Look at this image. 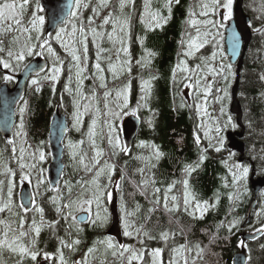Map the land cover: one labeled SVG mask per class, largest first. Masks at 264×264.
<instances>
[{"label": "snow or ice", "instance_id": "6c2138e0", "mask_svg": "<svg viewBox=\"0 0 264 264\" xmlns=\"http://www.w3.org/2000/svg\"><path fill=\"white\" fill-rule=\"evenodd\" d=\"M180 0H163L158 3V0H73L68 5L69 11L66 16L62 17L60 23L57 25V30L54 34V39L59 43L60 47L68 53L71 58L68 67V84L65 85V91L72 94L70 85L73 82L71 73L75 70L76 94L81 99H89L83 92L84 80L90 77L85 76L88 70L86 61L89 59V43L95 45V63L93 65L95 72L91 78H98L99 87L107 89L106 77L104 75L105 68L102 67V61H107V71L112 74L113 80L119 79L121 76H131L133 71V61L135 67L140 73L139 90L140 97L137 101L136 108L132 110L135 115L137 110L141 107L148 108L149 101L152 97L153 82L158 79L156 75L152 74V59L157 55L156 52L145 47L146 34L149 31H156L163 29L172 17L173 5H178ZM200 9L199 12L196 9ZM234 0H197L196 5L190 6L185 21L192 31H185L184 35L187 39L180 40V47L183 49L178 54V63L172 69L173 83L179 84L182 88L190 89L192 91L193 100L195 102L196 110L203 115H208L207 107L208 98L213 94V88L217 84V77L221 79L224 87H216V93L213 99L220 103V116H226V120L221 125L219 117L215 119V138H209L207 148L201 149L199 159L194 164L184 166V178L181 180H174L169 183L160 181L163 187L156 186L158 181L153 173L147 179H144V173L147 170L151 171L156 167L152 161H159L164 155L158 146L155 144H147L145 141L140 142V147H151L153 149L151 155L140 156V159L145 162L144 167L138 168L136 171L142 177L141 180L136 181L128 178V182L136 190L130 195L135 196L139 192L141 196L146 199L151 195L150 203L153 205L148 211V215L140 217L138 214L141 211L139 203L133 202L131 210H129L128 203L124 200L121 194V212L123 216V235L129 238H135L140 245L136 247L131 244L119 243L114 240L112 236H107L104 239H98L93 242L92 246L88 247L86 254L81 256L79 261H71L65 258L64 249L75 253L79 251V245L82 243L80 238L84 229L83 224L95 228H104L108 223V210L104 207V201L111 200L112 194L106 185L99 183L101 175H107L109 184L112 182V176L116 173V166L105 162L104 167L97 168L100 164V157L103 152L96 146L97 136V120L93 119L89 126L87 137L91 146L95 149V156L91 163L86 162V154H81L78 150L81 145L85 143L80 140L77 143L69 141L68 148L71 149V158L75 161L77 168L83 167L85 172L93 173L94 178L90 181L94 187L89 188L87 182L76 181L79 185L80 191H74V185L71 181L64 182L63 193L59 186L49 188V181L44 176L45 169L38 167L36 161L43 162L46 159V153L42 149L27 152V156L31 158L32 162L25 161L26 149L21 146L19 149L18 165L19 175L11 167L4 164V171L0 173L3 178H0V214H4L5 218H0V264H5L6 260H11L13 264H24L27 259L32 264H43L48 260L53 259V254L43 250L39 246V237L41 232L47 228L52 237L58 242L56 253L59 259V264H110L109 257L112 258L111 264H133L134 261L139 264H165L163 259L164 248L155 247L150 250L145 247V240H161L165 244L176 235L185 237V243L172 248L170 251L176 256L183 259L184 264H189L188 253H195L192 264H196L197 260H202L206 249H210L218 239V233H211L209 235L208 245L202 246L201 243L189 246L187 241V233L185 227L180 225L179 219H173L172 216L178 212L183 211L192 220L203 219L204 215L210 208H215V203L209 201H200L196 194L191 189L189 178L203 164L206 159L205 153L208 148H212L215 152H221L224 149L225 138L222 135L224 129L229 126L235 128L232 116L225 113V101L229 98L227 86L232 77L235 76L233 72V65L229 62L222 63L223 53L218 51L220 45L217 44V51H212L211 56L200 55L197 53L204 49L206 45L215 42L216 38L220 36L219 29L226 27L223 21H230L233 19ZM44 9L41 7L39 0H0V53H6V57L0 56V65L3 69L16 72L21 65L29 72L36 71L38 78H31L30 83L35 87V91H40L41 80L53 82V92H55L54 84L59 81L61 73L64 71V60L52 47L51 40L53 33L49 32L47 36L44 33L45 16L41 13ZM260 13L257 17L261 21V26L255 28L258 33L264 34V0H261L260 5L256 9ZM85 13H90L85 15ZM221 17V22L218 24L215 19H197V17L216 16ZM134 21H138L141 25L145 35H133ZM251 26V25H249ZM213 29L216 31L213 32ZM35 33V35H33ZM43 38V39H42ZM233 55H235L239 48V38L233 32ZM7 42V43H6ZM139 44L143 49V54L138 58L132 56L131 48L133 43ZM107 45L105 47L104 45ZM47 53L52 58V67L49 73L40 77V72L44 71L41 67L36 70L28 64H24L29 57L44 56ZM218 57L220 62H218ZM188 59L195 62L189 66ZM144 73H147L145 78ZM178 73L180 75L179 79ZM212 77V79H209ZM0 79L10 82L14 79L13 75L5 74L0 76ZM264 80V74L260 76ZM131 79L127 80L123 87L115 91L117 99L123 97V103L118 105L120 111H113L109 109V114L113 118L119 117L124 109L128 108V98L131 89ZM112 96V91L106 90L103 97L107 100ZM96 97L95 88L92 89V99ZM23 99V98H22ZM77 108L74 114V127L79 131L82 124L81 117L83 113L80 112V101L74 100ZM182 107L185 105H181ZM85 112L88 111L89 105L85 104ZM107 107V105H105ZM29 111L28 101H23V106L20 107V122L19 128L14 135L21 138V144L25 143L24 137L27 133L25 129V114ZM151 111V109H149ZM99 112V109H97ZM149 126H153L152 120H148ZM199 125L198 127H202ZM109 134L107 142L112 148V155H117L119 151L128 153L127 145H122L119 137L115 134L113 129L115 125L109 123ZM260 135L264 136V132ZM205 137L208 133L205 132ZM212 139L216 143H212ZM197 146L201 144V138L197 134L195 136ZM8 144H15L14 140H9ZM15 154L17 149L15 146L11 149ZM233 154L229 153L231 157ZM261 158L264 159V147L260 149ZM255 158V157H254ZM227 166V161H224ZM96 169L95 171H93ZM235 169V170H233ZM36 172L35 180V194L29 195L30 203L28 205L20 202L17 204L14 197V189L19 183L27 181L32 182V171ZM231 173L233 183H239L240 180L247 178L249 174V167L242 163H234L228 167ZM126 173L123 171L120 174V182L126 178ZM120 182L116 183L117 190H121ZM177 184L181 186L179 195L173 194ZM41 185L45 186L46 191H55L56 195L49 196L48 202L54 206L55 217L51 220H46L45 209L37 203L36 195L39 194ZM227 186V185H225ZM152 187L149 193L148 189ZM6 189V192H5ZM122 192V190H121ZM232 198L231 196L229 197ZM218 197L216 203H218ZM93 207L95 210H93ZM18 209V210H17ZM163 209L169 215L168 223L170 225L176 224L179 232L164 229L159 232L158 236L152 235L146 229V225L151 221L152 214ZM34 212L39 214V219L35 215L29 217L27 213ZM75 213H84V215H77ZM63 221V224H62ZM139 221V222H138ZM239 224L238 220H232L228 223L227 230L232 232ZM15 225V226H14ZM224 226L223 222L218 226ZM191 226L187 228V232H191ZM60 231L64 232L61 236ZM256 231H261L257 229ZM65 236L68 238L65 239ZM143 237V238H141ZM241 247L247 248L243 240L239 241ZM264 247V245H262ZM7 254V255H6ZM148 259H145V257ZM216 255V253H213ZM91 257V259H89ZM247 259H251L247 256ZM167 264H179L175 259L168 260Z\"/></svg>", "mask_w": 264, "mask_h": 264}, {"label": "trees", "instance_id": "16d2710c", "mask_svg": "<svg viewBox=\"0 0 264 264\" xmlns=\"http://www.w3.org/2000/svg\"><path fill=\"white\" fill-rule=\"evenodd\" d=\"M137 2L139 3V0H137ZM162 2L163 0H158V3ZM196 3L197 0H180L178 5H173L172 17L169 23L165 25L163 29L147 32L145 47L157 53L155 58L152 59V74L158 77V79L153 82L154 87L151 100L149 101V107H141L139 110H137L138 116L142 120V127L133 147L128 153L117 150L118 154L112 155V148L108 145L110 156L117 165L116 173L112 176L111 184L108 183L107 177L101 178L99 183L101 185H106L108 190L111 191V188L114 187L115 183L120 182L121 172L123 171L126 173L127 175L125 180L120 182L122 192L121 190L116 189L118 204L120 207L121 194H123L124 200L128 203L129 210H131L134 201L139 203L141 206V211L138 215L140 217L148 215L147 210L153 206L150 203L152 200L151 195H149L147 199L144 196H141L139 192H136L135 196L130 195V193H133L136 190L128 182V178L130 177L136 181L141 180L142 177L137 173L136 170L140 167H144L145 164L144 161L137 159V157L149 156L153 151L151 147H140V142L145 141L149 145L155 144L164 154L159 161H152L156 164V167L152 168L151 171L146 169L143 176L144 179H147L154 173L155 178L158 181L156 186L163 187V185L159 183L160 181H163L166 184L174 180L178 181L183 179L184 166L197 162L201 154V149L207 148L209 144V138H212L211 136L206 138L201 130V127H198L202 124L204 117L202 113L198 114L195 107V102L193 100V95L190 94L189 96V94L186 93L187 90L185 88H182L177 83H173L172 80V69L178 63V54L183 51L179 42L182 38L187 39V37L184 35L186 30L192 31L193 34H195L194 30L190 29L185 21L188 19L187 13L190 6L194 7ZM260 3L261 0H245L244 5V10L251 18V27L254 30V38L245 58L239 91V100L243 107L244 126L246 128V137L244 140L246 144V155L245 162L243 164L249 167V174L247 178L240 180L239 183H233L228 167L234 163H240L239 160L241 156L229 149L227 141L224 145V149L221 152H215L212 148H208L207 152L205 153L206 159L204 160L203 164L188 178L190 187L196 194L197 199L200 201H209V203H215V208H210L202 220H192L187 214L183 213V211L172 216L174 220L178 218L180 225L185 227L189 246H192L197 242L201 243L202 246L208 245L209 235L211 233H218V239L216 243L212 245L210 249H206L203 259L197 260L196 264H233L234 257L240 253L243 248L239 244V241L242 240L243 233L263 232L262 230H256L262 228L264 224V215L257 220L256 213L264 193L258 199L257 207L252 212L250 223L247 224L251 204L254 201V192L251 188L252 174L255 172L258 176H264V159L261 158L260 152L253 154V152L250 150V146L252 144L258 146L259 150L264 147V136L260 135L262 132H264V80L260 79V76L264 74V34L255 31V28L261 26V21L257 19L260 13L256 11ZM196 11L199 12L200 9L197 8ZM41 14L43 15V12ZM89 14L90 13H85V15ZM197 19H215L218 24L221 22V17L219 14L216 16L210 15L209 17L198 16ZM43 28L45 36H47L45 27L43 26ZM222 30V28L219 29L220 36L216 38L215 42L206 45L204 49H201V51L197 53V56H211L212 51H217L216 45L219 44L220 48L218 51L223 53L224 64L230 62L227 57L225 35ZM215 31L216 30L213 29V32ZM33 35H35V33H33ZM133 35L134 38L135 36L145 35L138 21H134ZM51 44L56 52L63 59H65L66 65L64 67L63 77L58 83L55 82L54 84L55 92H53L52 81L41 80L39 92L34 90L36 86L32 84L29 86L27 93L29 111L25 114V121L31 148L30 152L36 151L37 149H42L44 146L47 147L49 144L51 121L57 110H61L62 113L66 114L70 118L72 129L69 134L68 143L69 141L73 143L75 139L78 141L84 140L85 143L82 146L84 148L86 147V132L83 135L74 134L76 128L73 126L74 119L72 117V112L73 109H76L74 103L75 99L72 94H69V92L65 91V85L68 84V76L70 75L67 69L71 62V58L68 56V53L60 47V45L53 41V39L51 40ZM91 46L93 48V44L89 43V47ZM104 46L107 47L106 44ZM131 52L134 58H138L143 54V49H141L139 44L134 42L132 44ZM92 53L93 52L91 51L90 54ZM0 55L6 58V53H0ZM35 57L38 58V56L34 55L29 57L23 63L29 64L32 60L36 59ZM45 57L53 63L52 58L48 56L47 53H45ZM195 62L198 61L188 59L189 66H192ZM218 62H220L219 57ZM105 63L106 65L104 67V75L108 85L107 89L99 87L100 81L98 78L95 79V82H92V79L89 78L84 80L85 84H87L89 88L91 87V89H87L88 93H92L94 83L97 86L96 96H98L99 92L103 95L104 91L106 90L120 89L127 80L131 79L132 83L130 89L131 94L129 106L136 108V104L141 93L139 90L138 79L140 73L135 67L134 61L131 76H121L116 80H113L112 74L107 71V61H105ZM93 68L94 67L90 62L85 76L89 77V74H92L93 76ZM23 70L24 67L21 65V67L16 72H14V74L22 72ZM49 71L47 73H49ZM5 72L12 73L10 70L6 69ZM233 72L235 73V76L231 78L229 85L227 86L229 98L224 104L225 113L227 115H231L230 106L232 102V89L237 80V68L235 66H233ZM4 74V72L0 71V76H3ZM180 75L182 74L178 73L177 79H179ZM144 76L147 78V73H144ZM209 79H212V77H209ZM216 79L217 84L213 88L212 96H209L208 98V104L206 107L208 114H213L215 116L214 120L219 117L220 122L224 123L226 116L219 115L221 105L213 99V97L217 95L215 90L216 87H224V84L221 82L219 77ZM3 81L4 80L0 79V84ZM74 85V82H72L70 85L72 90L74 89ZM60 101L66 103L61 109L58 107L60 105ZM182 104L185 106L182 107ZM93 105V108L89 107V109L92 111L88 117L89 122H92V120L96 118L97 109L95 108L94 103ZM149 109H151V111H149ZM232 119L236 127L233 128L229 126L228 128L224 129L228 133L236 132L238 130L236 119L233 116ZM148 120H152L153 126H149ZM97 133L98 134L96 137L100 141L101 145L105 147V135L102 132L100 126L98 127ZM197 134L201 138L200 146H197L195 142V136ZM212 143L215 144L216 140L212 139ZM8 145L9 144L7 141L0 139V167L2 172L4 171L5 163H7V165L13 170L18 169L19 167L17 159L19 154H16L13 157L12 154H10ZM229 153H232L233 155L230 157ZM9 158H12V161ZM71 161L72 160L69 159V154H66V172L62 182L59 185L62 193L65 181H71L74 185V191H80L81 189L79 185L76 184V181L87 182L92 178V173L74 170ZM224 161H227V166ZM28 162H32L30 157ZM33 177L36 179L35 176ZM0 178L3 177L0 176ZM48 186L51 188L50 184ZM148 191L150 193L152 191V187H149ZM180 191L181 186L177 184L173 194L179 195ZM43 195L44 196L42 199L37 201L38 204L43 206L45 209L44 215L46 220H51L56 214L54 211V206L48 202V197L56 195V192L46 191L44 186ZM230 196L232 197L231 199L229 198ZM217 197L219 198L218 203H216ZM107 202L108 200L106 199L105 205H107ZM17 204H19L18 195ZM119 213L123 215L121 208H119ZM2 215L4 216V214ZM27 215L29 217L35 215L37 219H39L38 213L30 211L27 213ZM169 215L170 214H166L163 209L155 212L152 214L151 221L146 225V229L155 236H158L159 232L164 229L179 232V228L176 224L170 225L168 223ZM234 219L238 220L239 224L236 228L232 229L231 233H229L226 226ZM221 222H223L224 226L218 227ZM189 226H191V232H187V228ZM81 227L84 229V231L80 236L82 243L78 246V254L85 253L87 248L92 246L93 242L97 241L98 239H104L107 237V230L105 227L95 228L87 224L81 225ZM59 234L64 236L63 231H60ZM0 238H2V235H0ZM67 238L68 237L65 236V239ZM154 241L159 243L155 247L165 248V246L168 245V249L165 250V257H168V260L175 259L181 263L179 256H176L170 250L180 244L185 243L184 236L176 235L175 239H170L167 244L163 243V241L159 239ZM246 245L248 256L251 257L248 264H264V247H262V245H264V235L254 241L249 242ZM39 246L43 250L52 253L53 256L57 255L56 249L59 246L58 242L54 237L51 236L47 228H45L40 234ZM67 252L69 255L72 254L68 250ZM213 253H216V255H213ZM187 256L189 258V264H192L195 253H188ZM109 259L112 258L109 257ZM51 261L54 262L55 257H53ZM5 264H13V262L11 260H6ZM24 264H32V262L26 259Z\"/></svg>", "mask_w": 264, "mask_h": 264}, {"label": "water", "instance_id": "95a60500", "mask_svg": "<svg viewBox=\"0 0 264 264\" xmlns=\"http://www.w3.org/2000/svg\"><path fill=\"white\" fill-rule=\"evenodd\" d=\"M41 6L44 9L47 18L46 34L49 32L55 34L57 25L60 23L62 17L66 16L69 11L68 5L73 0H40ZM245 0H236L234 6V19L229 22L225 32V45L227 49V56L233 66L237 67V80L232 89V102L230 106V113L236 119L238 130L227 134L228 147L231 151L241 156L240 163L245 162L246 155V128L244 126V111L239 100V91L241 84V75L245 63V58L248 53L249 47L254 38V30L251 26V18L244 10ZM233 32L239 38V48L235 55H233ZM39 70L41 67L44 71L40 72V76L45 74L49 68L50 63L43 58L32 60L29 64ZM0 71H4L3 66L0 65ZM31 78H38L36 71L29 72L24 69L20 75L17 76L16 86L10 88L5 84L0 91V132L4 140H12L14 137V129L18 122L17 112L21 103L27 95ZM23 98V99H22ZM142 120L140 117L132 115L129 116L123 123V137L124 143L129 150L133 147L134 142L141 130ZM70 133V123L68 117L61 113L60 110L54 115L50 127V145L52 152V163L49 167V182L51 187L59 186L62 182L66 172L65 166V141ZM251 188L254 192V201L251 204L248 222H250L252 212L257 207V201L264 191V176L257 177L254 172L251 177ZM33 194L29 185H24L21 189L20 200L28 205L29 195ZM84 215V214H82ZM112 237L122 240L121 231L119 229V221H115L113 228L109 232ZM263 234L244 233L242 240L247 244L260 238ZM248 251L243 248L240 253L234 257L233 264H248ZM50 264V262L46 263Z\"/></svg>", "mask_w": 264, "mask_h": 264}, {"label": "rangeland", "instance_id": "374dc122", "mask_svg": "<svg viewBox=\"0 0 264 264\" xmlns=\"http://www.w3.org/2000/svg\"><path fill=\"white\" fill-rule=\"evenodd\" d=\"M40 1V0H39ZM205 2H207V0H205ZM40 5H41V1H40ZM234 6H235V0H234ZM42 7V6H41ZM233 13H234V10H233ZM43 15L45 16V24H44V27H45V30H46V25H47V18H46V14H45V12L43 11ZM226 22H228V21H226ZM222 28V27H221ZM223 30H222V32L224 33V35H225V27L224 28H222ZM53 41L55 42V43H57L58 45H59V43L58 42H56L55 41V39H54V35H53ZM226 47V46H225ZM90 48V53H91V51L93 52L92 54H88L89 55V59L86 61V64H87V67L90 65V62H91V64L92 65H94V63H95V52H96V48H95V45L93 44V48H92V46L91 47H89ZM226 51H227V49H226ZM2 56V55H1ZM6 56V55H5ZM61 57V56H60ZM228 57V56H227ZM7 58V57H6ZM35 58H37V57H35ZM38 58H45V59H47L46 57H45V55L44 56H38ZM61 59H63L62 57H61ZM229 59V58H228ZM48 60V59H47ZM64 60V67H65V59H63ZM50 63H51V67H52V62L51 61H49ZM102 63V67H105V65H106V63H105V61H102L101 62ZM222 63H224L223 61H222ZM70 65V64H69ZM7 70V69H6ZM51 70V69H50ZM50 72V71H49ZM74 72H75V70L73 69V72H72V76H73V82L75 83V75H74ZM95 72V70H94V68H93V73ZM13 73V72H12ZM21 72H19V73H17V74H14V75H18V74H20ZM63 75H64V71L61 73V75H60V78H59V81L61 80V78L63 77ZM89 77L91 78L92 77V74H89ZM92 79V81L93 82H95V79H93V78H91ZM58 81V82H59ZM58 82H56V83H58ZM5 83H9L10 85H11V81L10 82H6L5 81ZM94 85V88H95V90H97V86H96V84L94 83L93 84ZM89 87H88V85L87 84H85V81H84V85H83V92H84V95L86 96V97H89V99H81L77 94H76V83H75V85H74V89H73V91H72V96L74 97V99L75 100H79L80 101V108H79V110H80V112L81 113H83V115H82V117H81V120H82V124H81V126H80V129H79V131L76 129V134H84L85 132H86V134H85V138H86V147L84 148L82 145L80 146V148H79V152L81 153V154H86V157H87V159H86V162L87 163H91L92 162V160H93V157L95 156V149L91 146V144L89 143V140H88V137H87V132H88V129H89V126L91 125V122H89V115L91 114V109H88V111L87 112H85V110H84V105L85 104H87L88 105V103H89V107L90 108H93V103L95 104V108L96 109H99V112H97L96 111V120H97V128H96V131L98 132V127L100 126L101 127V129H102V132L104 133V135H105V147H103L102 145H101V143H100V141L98 140V138L97 137H95V139H96V146L99 148V149H101L102 150V152H103V155H102V157H100L99 159H100V164L97 166V168H100V167H104V165H105V162H107V163H110V164H114L116 167H117V165H116V163L114 162V160L112 159V157L110 156V153H109V147H108V142H107V136H108V134H109V127H108V125H109V123H111V124H113V125H115V128L113 129V131L115 132V134L119 137V139H120V141H121V143H122V145H125V143H124V137H123V123H124V121L126 120V118H128L129 116H132L133 114H132V110L133 109H135V107H130L129 106V102H130V94H131V91L129 92V98H128V108H127V111H126V109H124V111H123V113L119 116V117H117V118H113L110 114H109V109H111V110H113V111H117V112H119L120 111V109H119V107H118V105H120V104H122L123 103V97H121V98H119V99H117L116 98V96H115V91L116 90H110V91H112V96L111 97H109L107 100H105V98L103 97V95L99 92L98 94V96H96V98L95 99H92V93H88V91H87V89H88ZM89 89H91V87L89 88ZM187 91H186V93L187 94H189V96H190V94L192 95V91L190 90V89H186ZM91 91V90H90ZM189 91V92H188ZM89 100H90V102H89ZM60 105L58 106V107H60V109L62 108V106H64L66 103L65 102H63V101H60V103H59ZM105 105H107V107H105ZM23 106V103L20 105V107H22ZM116 108H118V109H116ZM20 109V108H19ZM76 111H77V108L76 109H73V112H72V117H73V119H74V114L76 113ZM135 116H138V111L136 112V114H135ZM69 117V116H68ZM203 117H204V120L202 121V124L201 125H203L202 127H201V130H202V132L204 133V135H205V132H207L208 133V136H211L212 138L213 137H216L217 136V133L215 132V127H216V124H215V120H214V115L213 114H208V115H203ZM24 119H25V117H24ZM69 120H70V118H69ZM19 122H20V113L18 112V122H17V127H16V129H15V131L16 130H18V128H19ZM74 123H75V119H74ZM87 125H88V127H87ZM221 125H223V123L221 122ZM71 129H72V127H71ZM86 129H87V131H86ZM24 131L27 133V135H26V137H24L23 139H24V141H25V143L22 145L21 144V138L20 137H16L15 135H14V138H13V140L15 141V144L14 145H12V144H9L8 146H9V150H10V154H12V156L14 157L16 154H19V149H20V147L21 146H23V147H25V149H26V155H25V161L26 162H28V160H29V157L27 156V152H30L31 151V148H30V144H29V139H28V130H27V125H26V121H25V129H24ZM202 133V134H203ZM227 133L228 132H226L225 130L223 131V133H222V135L224 136V138H225V144H226V141H227ZM226 135V136H225ZM68 138H69V136L67 137V139H66V142H65V144H66V150H65V157H66V154H69V159L70 160H72L71 161V164H72V167L74 168V170H76V171H84L83 170V167L82 166H79V168H77V166L75 165V161L71 158V149H69L68 148ZM78 142V140H74L73 141V143L75 144V143H77ZM13 146H15L16 147V149H17V152L15 153V154H13L12 153V151H11V149H12V147ZM44 146V145H43ZM110 146V145H109ZM42 150L46 153V159H45V161H43V162H40V161H37L36 163H37V165H38V167H43L44 169H45V172H44V176L47 178V181H49V167H50V165H51V163H52V153H51V147H50V142H49V144L47 145V147H42ZM117 150H119V149H117ZM250 150L253 152V154H256L257 152H260V150L258 149V146H256L255 144H252L251 146H250ZM11 161H12V158H9ZM1 165V164H0ZM96 170V169H95ZM95 170H93V171H95ZM15 171L18 173V175H19V172H20V169H19V167H18V169H15ZM0 173H3L2 172V169H1V167H0ZM1 177H2V175H0ZM33 176H35L36 177V172H35V170H33L32 171V182L31 183H29V182H27V181H24V182H21V183H19L18 184V186L14 189V197H13V199H14V201L17 203V195H18V201H19V203H20V192H21V189H22V187L24 186V185H29L31 188H32V192H33V194H35L36 193V189H35V187H34V185H35V178L33 177ZM92 178L90 179V180H88L87 181V183H88V187H90V188H92V187H94L93 185H91V183H90V181L94 178V175H93V173H92ZM104 177H107V175L105 174V175H101L100 177H99V180L101 179V178H104ZM117 183V182H116ZM116 183H115V185H116ZM91 185V186H90ZM114 185V187L113 188H111V194H112V199L111 200H108V202H107V205H105V201H104V207H106L107 208V210H108V215H109V220H108V224H106V226H105V229L106 230H108V228H109V226L111 225V223H112V220H113V218H114V221L115 220H119V229H120V231H121V236H122V240H123V237H124V235H123V222H122V220H121V222H120V219H121V217L123 216L121 213H119V204H118V199H117V188H116V186ZM5 192H6V189H5ZM44 194V185H41L40 186V188H39V194L38 195H36V200H40V199H42V197L44 196L43 195ZM37 203H38V201H37ZM93 210H95V208L93 207ZM75 214H77L78 216L79 215H82V214H84V213H75ZM264 215V194H263V197H262V200L260 201V206H259V208H258V210H257V213H256V218H257V220L258 219H260L262 216ZM0 218H5V216H3L2 214H0ZM257 220H256V223H257ZM255 223V224H256ZM121 224H122V229H121ZM111 230V229H110ZM261 230L264 232V224H263V226H262V228H261ZM252 233H255V232H252ZM110 236V235H109ZM114 238V240L115 241H117V242H119L118 241V238H116V237H113ZM165 250L166 249H164V253H165ZM163 253V254H164ZM64 255H65V258L66 259H68V257H69V253L67 252V250L66 249H64ZM187 255V254H186ZM53 257H55V262H53L52 264H59V259H58V256L56 255V256H53ZM57 257V258H56ZM89 259H91V257H89ZM80 259L79 258H76V260L75 261H79ZM179 260L181 261V263H179V264H184V262H183V259H181L180 257H179ZM188 261H189V258H188ZM109 262H110V264H111V260H109ZM45 262H43V264H44Z\"/></svg>", "mask_w": 264, "mask_h": 264}, {"label": "flooded vegetation", "instance_id": "af4514ba", "mask_svg": "<svg viewBox=\"0 0 264 264\" xmlns=\"http://www.w3.org/2000/svg\"><path fill=\"white\" fill-rule=\"evenodd\" d=\"M223 24L224 25H226V27H227V25H228V22H226V21H224L223 22ZM226 27H225V29H226ZM222 28H224V27H222ZM5 74H9V75H13L14 76V79L11 81V85L9 84V83H5V81H3L1 84H0V91H1V88H2V86L3 85H5V84H7V85H9V87L10 88H14L15 87V85H16V82H17V80H16V77H17V75H14V74H12V73H9V72H5V71H3ZM4 74V75H5ZM19 75V74H18ZM24 100H27V96L24 98ZM23 100V101H24ZM23 103V102H22ZM58 111V110H57ZM56 111V112H57ZM56 114V113H55ZM54 114V115H55ZM54 117V116H53ZM74 134H76V130L74 131ZM0 139H2L3 141H5L4 140V138L2 137V135H1V132H0ZM13 140V139H12ZM120 222H121V219H120ZM113 223H114V218H113V220H112V223H111V225L109 226V228H108V230L106 231V235L108 236V232L110 231V229L112 228V226H113ZM121 229H122V224H121ZM123 231V230H122ZM141 238H143V237H141ZM119 241V240H118ZM119 243H125V244H131V245H134V246H136V247H140V245L138 244V242H137V240L135 239V238H129V237H123V240H121V241H119ZM164 243V242H163ZM159 243H157V241H154V240H145V247H147L149 250L151 249V248H155V246H157ZM165 245V244H164ZM163 246V245H162ZM168 246V245H167ZM167 246H165V248L164 247H162V248H164V249H168V247ZM72 253V252H71ZM84 254H86V252L85 253H81V254H78V252H75V253H72V254H70L69 255V257H68V260H69V262H71V261H73V260H76V258H79V259H81V256L82 255H84ZM165 253L163 254V259H164V261H165V264H167V262H168V257L166 258L165 257ZM57 258V257H56ZM145 259H148V257H147V255H146V257H145ZM56 260V259H55ZM109 260H112V259H109ZM47 262H51V263H53L51 260H48V261H46L45 263H47ZM55 262V261H54ZM44 263V264H45ZM133 264H139V262H136V261H134L133 262Z\"/></svg>", "mask_w": 264, "mask_h": 264}]
</instances>
